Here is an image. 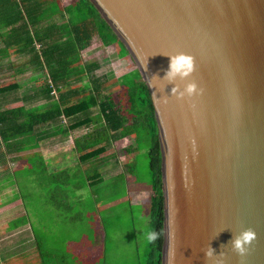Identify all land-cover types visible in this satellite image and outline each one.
I'll list each match as a JSON object with an SVG mask.
<instances>
[{"label": "water", "instance_id": "95a60500", "mask_svg": "<svg viewBox=\"0 0 264 264\" xmlns=\"http://www.w3.org/2000/svg\"><path fill=\"white\" fill-rule=\"evenodd\" d=\"M88 1L153 104L161 264H264V0Z\"/></svg>", "mask_w": 264, "mask_h": 264}, {"label": "trees", "instance_id": "16d2710c", "mask_svg": "<svg viewBox=\"0 0 264 264\" xmlns=\"http://www.w3.org/2000/svg\"><path fill=\"white\" fill-rule=\"evenodd\" d=\"M63 21L65 25H60ZM2 28L9 29L0 34V39L4 36L5 48L29 55L27 64L44 75L45 96L54 104L42 122L64 117L68 132L77 135L86 130L75 137V149L97 206L102 192L97 171L99 155L110 149L113 142L137 134V140L125 150L136 153L146 149L151 174L147 214L150 233L142 253L137 250V258H142L143 264H161L164 241L161 153L149 90L137 69L109 83L106 74L92 76L100 67L97 61L86 62L82 57L95 36L111 43L118 41L115 33L88 0H75L67 6L58 0H0ZM112 84L128 87L125 106L116 105L105 94ZM53 92L57 93V102ZM16 113L19 112L11 110V117ZM28 128L22 133L30 132L33 125ZM11 133V137L18 133V126L11 127ZM2 138L7 142L5 136ZM99 216L103 223L100 213ZM104 242L105 238H100L92 226L89 239L92 264H105Z\"/></svg>", "mask_w": 264, "mask_h": 264}, {"label": "crops", "instance_id": "0c3cea01", "mask_svg": "<svg viewBox=\"0 0 264 264\" xmlns=\"http://www.w3.org/2000/svg\"><path fill=\"white\" fill-rule=\"evenodd\" d=\"M7 30L0 29V34ZM2 38L0 264H92L89 230L93 212L88 207L92 199L100 220L98 207L106 203L97 206L75 149V137L86 130L77 135L68 132L64 117L42 122L54 104L45 96L44 75L27 64L29 55L5 48ZM53 93L57 102V93ZM11 110L19 113L11 117ZM30 125L32 130L22 133ZM15 126L18 133L11 137ZM129 137L113 142L107 156L115 154L116 144ZM107 156L98 159L100 180L111 164ZM127 165L132 169L131 163ZM86 226L88 232L83 230Z\"/></svg>", "mask_w": 264, "mask_h": 264}, {"label": "rangeland", "instance_id": "374dc122", "mask_svg": "<svg viewBox=\"0 0 264 264\" xmlns=\"http://www.w3.org/2000/svg\"><path fill=\"white\" fill-rule=\"evenodd\" d=\"M58 1L62 6H67L75 0ZM60 25H65V21L60 22ZM121 45L120 41L104 43L98 36L91 40L82 52V57L86 62L97 61L99 63V69L94 71L92 76L100 77L106 74L105 76L108 77L110 83L115 78L137 68L127 49ZM128 92L127 86H114L112 84L105 94L109 95L116 105L125 106ZM136 140L137 134L130 135L127 140H122L116 144L118 150L117 152L114 150L115 154L107 156L112 153L107 150L99 155L107 156L108 162L111 163H108L111 167L106 166V172L102 174L100 184L104 189L101 192L100 201L106 203L98 207L103 223H100L92 199L88 210L91 209L94 212L91 215V225L97 235L100 238H105V264H143V259L137 258V250H141L142 253L150 233L147 214L151 193V174L149 159L145 155L146 149L138 152L136 157L134 153H128L125 150L127 145H133ZM130 155L133 158H130ZM128 162L131 163L133 171H130ZM115 171L117 174L110 176ZM108 173L111 174L108 175ZM117 197H122V199L111 203L108 201ZM83 230L88 232L87 226ZM89 231L91 233V230ZM99 252L102 253V248Z\"/></svg>", "mask_w": 264, "mask_h": 264}, {"label": "clouds", "instance_id": "9594fccd", "mask_svg": "<svg viewBox=\"0 0 264 264\" xmlns=\"http://www.w3.org/2000/svg\"><path fill=\"white\" fill-rule=\"evenodd\" d=\"M186 59L184 57L177 58V64L186 63ZM171 66V61H170ZM254 237V232L251 229H247L242 231L238 236L232 238L231 242L234 248L240 252L244 251V246L248 244V242ZM211 253L209 252V255Z\"/></svg>", "mask_w": 264, "mask_h": 264}, {"label": "bare ground", "instance_id": "6f19581e", "mask_svg": "<svg viewBox=\"0 0 264 264\" xmlns=\"http://www.w3.org/2000/svg\"><path fill=\"white\" fill-rule=\"evenodd\" d=\"M59 259V258H58Z\"/></svg>", "mask_w": 264, "mask_h": 264}]
</instances>
